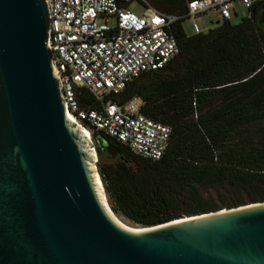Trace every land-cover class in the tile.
Wrapping results in <instances>:
<instances>
[{
  "label": "water",
  "instance_id": "water-1",
  "mask_svg": "<svg viewBox=\"0 0 264 264\" xmlns=\"http://www.w3.org/2000/svg\"><path fill=\"white\" fill-rule=\"evenodd\" d=\"M47 31L44 0H0V264H264V201L115 221L94 146L117 152L66 112Z\"/></svg>",
  "mask_w": 264,
  "mask_h": 264
},
{
  "label": "trees",
  "instance_id": "trees-1",
  "mask_svg": "<svg viewBox=\"0 0 264 264\" xmlns=\"http://www.w3.org/2000/svg\"><path fill=\"white\" fill-rule=\"evenodd\" d=\"M187 1L145 0L170 14H183ZM247 11L236 25L216 22L189 36L183 20L175 22L176 55L114 96L140 98L139 112L168 126L169 137L162 157L150 161L101 134L117 152L108 158L94 146L112 213L149 227L264 201V2ZM75 101L96 108L82 88Z\"/></svg>",
  "mask_w": 264,
  "mask_h": 264
},
{
  "label": "built area",
  "instance_id": "built-area-1",
  "mask_svg": "<svg viewBox=\"0 0 264 264\" xmlns=\"http://www.w3.org/2000/svg\"><path fill=\"white\" fill-rule=\"evenodd\" d=\"M137 1V15L128 4ZM235 0H189L183 14L160 13L145 0H44L55 73L67 113L91 135L98 132L130 153L157 161L167 146L169 127L139 112L138 97L117 103L114 96L139 75L163 68L177 53L172 25L188 20L199 33L195 17L209 11L228 21ZM247 10L264 0H237ZM181 24V23H180ZM75 88L87 91L95 109L79 108ZM79 127V126H78ZM93 150V148H92Z\"/></svg>",
  "mask_w": 264,
  "mask_h": 264
},
{
  "label": "rangeland",
  "instance_id": "rangeland-1",
  "mask_svg": "<svg viewBox=\"0 0 264 264\" xmlns=\"http://www.w3.org/2000/svg\"><path fill=\"white\" fill-rule=\"evenodd\" d=\"M128 9L137 15H139L143 11L142 7L140 6V4L137 1L130 2L128 4ZM228 12H229L228 22L231 25L238 24L239 20L243 17H246L248 14L247 9L237 0H235L231 3V7L228 10ZM219 20H220V17L218 15V13L215 11H209L207 14L198 15L194 19L195 24L198 27L200 32H205L207 29L212 28L216 22H219ZM181 29L186 36L193 34L188 20H183L181 22ZM108 208H109V206H108ZM112 215L119 222H121L122 224H124L127 227L140 228L139 226L132 224L131 222H129L128 220H126L125 218H123L122 216H120L118 214L112 213Z\"/></svg>",
  "mask_w": 264,
  "mask_h": 264
},
{
  "label": "bare ground",
  "instance_id": "bare-ground-1",
  "mask_svg": "<svg viewBox=\"0 0 264 264\" xmlns=\"http://www.w3.org/2000/svg\"><path fill=\"white\" fill-rule=\"evenodd\" d=\"M68 115H69V113H68ZM73 119V118H72ZM74 120V119H73ZM73 124H75L76 125V123H75V121H74V123ZM79 129H80V127H79ZM83 129V128H82ZM81 130V129H80ZM84 131H85V133L87 134V132H86V130L84 129ZM82 132V131H81ZM106 207H107V205H106ZM110 213V212H109ZM111 214V213H110ZM111 216L115 219V221L117 222V223H119L120 225H122L123 227H125V228H128V229H133V230H135V229H137V228H130V227H127V226H125L124 224H122L121 222H119L112 214H111Z\"/></svg>",
  "mask_w": 264,
  "mask_h": 264
}]
</instances>
